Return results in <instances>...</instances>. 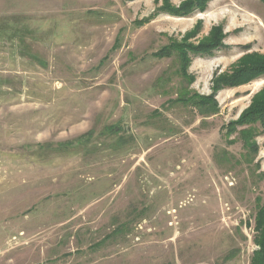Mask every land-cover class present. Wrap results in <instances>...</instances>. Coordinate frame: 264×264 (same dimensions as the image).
Instances as JSON below:
<instances>
[{"label": "rangeland", "instance_id": "374dc122", "mask_svg": "<svg viewBox=\"0 0 264 264\" xmlns=\"http://www.w3.org/2000/svg\"><path fill=\"white\" fill-rule=\"evenodd\" d=\"M217 28L189 85L163 50ZM254 54L260 0H0V264H250L264 128L246 159L227 132L264 76L182 95Z\"/></svg>", "mask_w": 264, "mask_h": 264}, {"label": "trees", "instance_id": "16d2710c", "mask_svg": "<svg viewBox=\"0 0 264 264\" xmlns=\"http://www.w3.org/2000/svg\"><path fill=\"white\" fill-rule=\"evenodd\" d=\"M260 1L264 4V0ZM191 5L190 2H187L183 7ZM199 5L201 10L205 9L202 3H199ZM219 35L220 31L217 28L213 31L207 44L198 46L180 44L176 47L163 50V53L164 51L166 52L163 55L170 57L172 55L171 50L177 53L181 65L180 74L190 85L192 79L186 74L190 60L192 57L210 54V52L217 48L221 40ZM262 76H264V56L256 54L248 55L243 59V64L237 67L230 75L221 77L215 81L210 95L201 96L185 90L182 100L198 110L201 115L212 116L217 114L219 110L216 95L220 89L244 85ZM261 128H264V93L260 95L259 99L253 101L251 106L240 115L237 121L228 125L227 133L236 134L237 141L240 142L242 149L245 151V155L242 156L243 158L250 157L248 154L251 153L252 155L257 154L258 146L256 138L263 133V130L259 132ZM253 231V242L258 249L253 252L250 264H264V203L257 207Z\"/></svg>", "mask_w": 264, "mask_h": 264}]
</instances>
